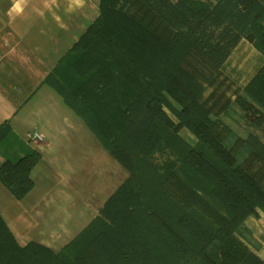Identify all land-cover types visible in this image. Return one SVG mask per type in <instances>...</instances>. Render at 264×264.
Instances as JSON below:
<instances>
[{
    "label": "trees",
    "instance_id": "trees-1",
    "mask_svg": "<svg viewBox=\"0 0 264 264\" xmlns=\"http://www.w3.org/2000/svg\"><path fill=\"white\" fill-rule=\"evenodd\" d=\"M211 1L98 0V17L43 82L127 177L58 252L20 247L0 215V264H264L237 237L247 217L264 213V143H241L239 163L199 102L202 84L183 67L193 53L219 70L242 40L264 58V0ZM242 91L233 103L264 137V62ZM182 128L196 147L163 142ZM9 137L4 122L0 145ZM161 146L174 158L159 172L148 163ZM39 160L34 150L14 161L0 153V185L12 199L30 192Z\"/></svg>",
    "mask_w": 264,
    "mask_h": 264
},
{
    "label": "crops",
    "instance_id": "crops-1",
    "mask_svg": "<svg viewBox=\"0 0 264 264\" xmlns=\"http://www.w3.org/2000/svg\"><path fill=\"white\" fill-rule=\"evenodd\" d=\"M97 4L98 0H0V125L7 122L11 130L0 153L12 161L31 150L40 155L30 172L33 187L23 199H12L0 185V215L20 247L35 243L59 251L97 216L99 207L84 222L62 210L76 208L77 201L89 210L85 200L96 202L100 187L113 184L114 173H120L110 164V179L95 177L97 150L96 165L93 160L84 166L73 164L84 151L81 146L92 140L85 137L82 120L43 82L98 17ZM33 132L40 141L27 140ZM63 200L70 202L64 208ZM243 225L238 239L264 263V213L256 210Z\"/></svg>",
    "mask_w": 264,
    "mask_h": 264
},
{
    "label": "rangeland",
    "instance_id": "rangeland-1",
    "mask_svg": "<svg viewBox=\"0 0 264 264\" xmlns=\"http://www.w3.org/2000/svg\"><path fill=\"white\" fill-rule=\"evenodd\" d=\"M196 1L207 5L211 4L212 2L211 0ZM263 59L264 58L260 55V53L255 50L253 45L243 40L232 51L225 64L219 70L212 69L200 57L193 53L186 57L183 63V67L188 69L197 78V80L202 84L204 88V92L199 98V102L201 103L203 108L208 111V118L212 122L213 131L217 134L218 137L221 138L224 145L228 149H231L233 154H238L237 160L239 163H243V165H245L246 152L243 150L244 147H242L241 143L248 142L249 139L252 137L258 138L260 143H264V137L258 131H256L254 128H252L246 123L241 111L233 103V100L237 95H243L242 90L244 86L247 84V81L251 78V76L255 73L259 64L263 62ZM167 100L170 105L173 106V108L177 110L179 109L178 106L174 104L172 100ZM165 112L172 122L177 123L175 117L172 114H170L166 110ZM84 134L85 137L88 136L92 140L91 144L81 146L84 151L81 156L77 157V159H79V162H81L79 163L76 160L73 161V164L76 163L79 166H84L85 164H89L90 160H93V165H96L95 151L97 150L98 164L92 169L94 176L98 177L100 181H105L106 178L110 179V164H113L114 166L119 168L118 171L120 170V173L118 174L117 172H113L114 177L116 176L113 184H107L103 188L100 187L98 200L96 202H87L85 200L86 203H89V210H85L82 208V201H77V207L73 209H70V206L65 207L70 203L69 201H62L61 206L62 208L65 207L62 210L64 211L63 213L70 212L72 220L81 219L82 222L89 219L91 213L90 211H92L94 215L95 210L98 209V207L99 209L102 207L106 198H108L117 189V187L123 182L122 180L124 179V177H127V173L124 171V169H122L120 165L116 163L101 148L96 139L85 128ZM168 139L169 137L167 135H164L163 142L165 144L174 143L175 147H179L180 150L181 148H183V146L187 148H194L197 146L196 138L185 128L179 130L178 134L176 135L177 141L168 142ZM168 153L169 152L166 147L161 146L153 154V157L151 158L148 164L152 168L157 167L159 169V172L162 171V164H166L169 160L174 158L173 156H169L170 153ZM250 162L252 163V165L255 164L254 161ZM144 165L145 163L141 164V166ZM253 167L255 169L257 167V164H255ZM179 168V172L182 171L183 173L184 170L181 167ZM159 174L157 173L156 175L159 176ZM189 181L190 184L197 190L201 192L202 190H205L200 189L199 183L194 181L192 177H190ZM104 189L105 191H103ZM168 193L171 198H179L172 190H169ZM243 228L244 225L242 224V228L240 229V231L243 230Z\"/></svg>",
    "mask_w": 264,
    "mask_h": 264
},
{
    "label": "built area",
    "instance_id": "built-area-1",
    "mask_svg": "<svg viewBox=\"0 0 264 264\" xmlns=\"http://www.w3.org/2000/svg\"><path fill=\"white\" fill-rule=\"evenodd\" d=\"M26 138L28 141H40L41 140V137L35 132L27 134Z\"/></svg>",
    "mask_w": 264,
    "mask_h": 264
}]
</instances>
